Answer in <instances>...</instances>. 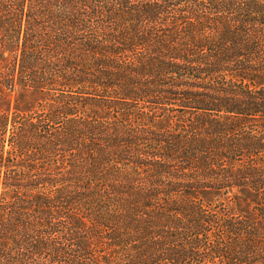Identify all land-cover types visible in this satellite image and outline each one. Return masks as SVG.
I'll return each instance as SVG.
<instances>
[{
    "label": "trees",
    "instance_id": "obj_1",
    "mask_svg": "<svg viewBox=\"0 0 264 264\" xmlns=\"http://www.w3.org/2000/svg\"><path fill=\"white\" fill-rule=\"evenodd\" d=\"M0 264H264V0H0Z\"/></svg>",
    "mask_w": 264,
    "mask_h": 264
},
{
    "label": "rangeland",
    "instance_id": "obj_2",
    "mask_svg": "<svg viewBox=\"0 0 264 264\" xmlns=\"http://www.w3.org/2000/svg\"><path fill=\"white\" fill-rule=\"evenodd\" d=\"M38 99L39 97L36 94L18 88L14 93H11L10 108L11 110H13L14 108H19L21 110H28L32 108L34 105H36ZM243 209L245 210V206H243Z\"/></svg>",
    "mask_w": 264,
    "mask_h": 264
}]
</instances>
